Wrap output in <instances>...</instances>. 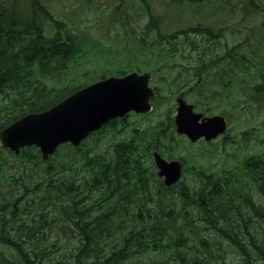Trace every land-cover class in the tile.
<instances>
[{
    "label": "rangeland",
    "instance_id": "1",
    "mask_svg": "<svg viewBox=\"0 0 264 264\" xmlns=\"http://www.w3.org/2000/svg\"><path fill=\"white\" fill-rule=\"evenodd\" d=\"M46 2L53 18L50 23L53 26L56 22L62 23V27L74 32L86 44L85 51L59 74L49 77L37 75V79L44 81L54 95L73 91L105 76L119 75L117 71L121 68L128 72L135 65H139L142 72H153L151 85L161 87L162 95L158 96L156 109L151 113L128 114L127 118L115 121L118 122L117 127L108 125L80 146L65 144L48 160L43 159L37 146L16 155L14 165L6 171V175L0 177V192L3 194L0 195V204L4 200V208L0 211V250L8 254L10 259L22 255L17 261L22 262L25 260L22 249L29 251L28 247L40 246L50 250L49 257H53L48 258L47 263H55L62 255L67 261L68 256L81 244L77 227L72 222L68 223L69 213L79 209L86 214L91 209L90 219H93L102 211L104 204L108 210L114 206L116 208L115 198H108L109 191H117L121 196L128 189L119 171L114 173L109 170L111 182H101L104 173L101 174L100 170H105L104 163L114 164L119 161L116 146L120 142L138 139L135 143H139L143 166L149 169V173L154 171L150 191L157 193L158 201L150 202L148 206L157 207L155 204L158 203L167 210H176L179 215L197 212L181 201L175 192L176 188H163L156 174L153 154L148 153L153 148L161 149L167 158L183 159L184 179L197 188L205 181L199 177L200 170L214 172L221 179L232 172L234 179H243V163L247 159H256L259 155L264 159V101L257 103L261 98L253 94L255 91L250 88V84L239 81L232 82L231 87H221L223 83H218L211 76L207 86L209 90L196 84L185 95L181 91L187 90L189 86L181 91L178 86L184 81L183 77H193L195 65L200 58V53L195 51L190 45V39L185 36L197 37L199 41L207 37V34L200 32L193 35L185 32L190 28L210 26L224 33L218 41L211 40L201 46L206 47L208 52L220 49L221 46L241 43L249 51L253 48L259 54H264V0H257L255 8L247 0H123L120 6L121 0ZM144 2L149 3L153 11L156 10L154 13H157L160 24L158 31L146 32L150 10ZM53 30H56L55 26ZM159 34L163 37L162 44L168 41L170 34H174L171 40L181 49L170 59L169 64L155 66L153 39L159 37ZM176 74H179L177 79L173 77ZM180 95H184L198 111L206 115H226L229 119L226 136L210 142H191L188 137L179 134L171 118L176 114V98ZM135 128L143 132L151 129L149 132H153L149 135L146 133L148 137L140 140L142 135L133 133ZM50 179L53 181L48 182ZM250 192L255 195L254 203L262 207L263 210H260L264 212V197L254 186ZM236 202L238 209L243 210L247 206L244 200L237 199ZM59 217L67 218L64 225L55 222L54 219ZM126 218L131 221L132 217L129 215ZM222 218L224 220L217 223L225 226L230 216ZM254 221L257 225L258 219L254 218ZM252 223L251 217L244 219L239 235L250 232ZM218 224L202 229L204 224L197 221L193 232L200 238L206 235L219 242L222 230ZM82 225L93 227L86 225L84 218ZM104 225L110 236L101 238V247L107 251L116 244L115 250L119 252L123 241H118V232L125 221L113 218ZM249 234L242 235L244 238L241 239L245 240ZM224 237L230 240V228L225 230ZM227 240L220 243L222 249L214 246L212 255L215 253L221 257L223 264H244L239 250ZM148 255L154 257L158 254L139 253L134 257L146 260ZM68 261L72 264L77 262L70 258Z\"/></svg>",
    "mask_w": 264,
    "mask_h": 264
},
{
    "label": "trees",
    "instance_id": "2",
    "mask_svg": "<svg viewBox=\"0 0 264 264\" xmlns=\"http://www.w3.org/2000/svg\"><path fill=\"white\" fill-rule=\"evenodd\" d=\"M247 1L256 7L257 0ZM122 4L123 0L119 6ZM144 4L150 10L149 20L145 26L146 32L158 31L160 24L157 13H154L156 10L153 11L149 3ZM51 21L53 18L46 0H0V131L25 113L45 110L72 92L71 90L54 95L52 89H47L44 81L37 79V75L49 77L59 74L85 51L86 44L82 43L74 32L62 27L60 22H56L54 31ZM185 32L192 35L200 32L203 35L207 34V37L204 41H199L197 37L185 36L190 39V45L195 51L200 53V58L195 65L193 77H183L182 89L186 88L187 84L189 88L183 91L181 89L182 93H189L190 88L196 84L209 90L207 86L209 77L212 76L218 83H223L220 84L221 87L229 85L231 87L232 82L239 81L250 84V88L255 91L253 94L261 98L257 103L264 101V54H259L253 48L249 51L242 47L241 43L221 46L220 49L208 52L206 47L201 46L211 40L218 41L223 37V32L210 26L202 29L190 28ZM173 36L174 34H170L168 41L163 44L162 35L159 34V37L153 39L155 66L169 64L170 59L180 51L181 48L171 40ZM136 68L141 69L139 65H135L131 70ZM117 72L121 75L127 71L121 68ZM178 75L173 77L177 79ZM155 100L157 102L158 98H154ZM134 133L143 137L146 130L144 132L134 130ZM137 140L118 143L116 153L119 161L114 164L104 163L105 170H100L101 174L104 173L103 180H100L102 183L111 182L112 175L109 170L114 173L119 171L123 184L128 187L121 196L117 191L113 193L109 191L108 198H115L116 208L114 206L108 210V206L104 204L101 207L102 211L93 219H90L91 209L86 214L79 209L72 210L68 223L72 222L77 227L81 244L68 256L67 261L62 255L53 264H72L68 261L69 258L76 259V264H223L222 258L212 253L214 246L222 249L220 243L227 240L224 233L228 228L230 240L227 241L239 250L244 264H264V238H261L264 237V212L261 211L263 209L253 204L254 209L247 205L238 213L236 202L237 197L242 196L248 197L245 201L252 203L250 192L252 186L264 197V159L261 155L256 159H247L243 163L245 172L243 179L239 177L234 179V176H230L221 180L214 173L209 175L205 173L203 177L205 181L198 188L183 179L177 184L176 189L174 188L175 192L181 201L196 210L197 214L179 215L176 210H167L158 203L155 204L157 207L148 206L150 202L158 201L157 193L150 191L151 178L152 175L155 177V174L154 171L149 173V169L143 166L141 153L134 143ZM27 150L28 148H25L23 152ZM148 153L153 154L152 151ZM15 159L13 152L0 146V177L6 175V171L14 165ZM50 181L53 179L48 182ZM243 182L250 184L243 185ZM243 189L244 192H241ZM0 195L3 196L1 192ZM3 203L0 204V211L4 208ZM129 215L132 217L131 221L126 218ZM222 216H230L225 226L217 223L224 220ZM248 217L252 218L253 223L250 232L242 233V235L250 233L243 240L241 238L244 237L239 233L243 229L244 219ZM82 218L86 220V225L93 227L83 226ZM113 218L125 221V225H121L118 232V241H123V247L119 252L115 250L116 244L107 251H104L105 248L100 244L103 236H110L104 223ZM254 218L258 219L257 225ZM54 220L57 224L64 225L67 218L59 217ZM197 221L204 224L202 229L218 224L222 230V239L218 242L206 235L201 238L196 236L193 229ZM174 230L176 232L172 233ZM11 243L19 244L17 241ZM28 248L29 251L19 248L25 255V260L19 263L17 261L22 255L17 259H10L8 254L5 255L4 251L0 250V264H50L46 262L48 258H53L49 257L50 250L40 246ZM151 252L158 255L154 257L148 255L146 260L134 257L139 253Z\"/></svg>",
    "mask_w": 264,
    "mask_h": 264
},
{
    "label": "water",
    "instance_id": "3",
    "mask_svg": "<svg viewBox=\"0 0 264 264\" xmlns=\"http://www.w3.org/2000/svg\"><path fill=\"white\" fill-rule=\"evenodd\" d=\"M151 77L150 71H132L80 87L52 107L30 112L4 128L0 132V145L16 154H20L24 147L36 145L44 160H48L64 143L80 146L91 132L101 129L110 120L123 117L130 111H150V99L156 94L149 84ZM177 103V131L192 141L201 137L211 140L226 131L225 117L195 112L194 105L183 97H179ZM154 156L159 175L165 177L166 185L176 183L182 175L181 162L168 161L158 152Z\"/></svg>",
    "mask_w": 264,
    "mask_h": 264
},
{
    "label": "bare ground",
    "instance_id": "4",
    "mask_svg": "<svg viewBox=\"0 0 264 264\" xmlns=\"http://www.w3.org/2000/svg\"><path fill=\"white\" fill-rule=\"evenodd\" d=\"M31 112H33V111H31ZM28 113H30V112H27V113H25L24 115H26V114H28ZM24 115H22V116H24ZM22 116H20L19 118H21ZM19 118H17L16 120H18ZM16 120H14V121H16ZM13 121V122H14Z\"/></svg>",
    "mask_w": 264,
    "mask_h": 264
}]
</instances>
